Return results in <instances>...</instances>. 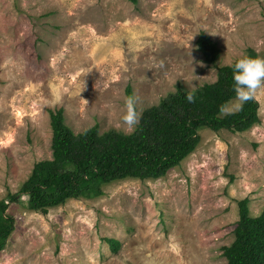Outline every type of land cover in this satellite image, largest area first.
<instances>
[{"label": "rangeland", "instance_id": "374dc122", "mask_svg": "<svg viewBox=\"0 0 264 264\" xmlns=\"http://www.w3.org/2000/svg\"><path fill=\"white\" fill-rule=\"evenodd\" d=\"M250 50L264 57V0H0V201L52 159L50 111L63 109L76 135L126 134L129 88L142 114L179 87L215 83ZM259 119L242 133L200 130L194 153L158 179L116 181L47 214L18 198L0 264H227L240 204L264 210Z\"/></svg>", "mask_w": 264, "mask_h": 264}, {"label": "trees", "instance_id": "16d2710c", "mask_svg": "<svg viewBox=\"0 0 264 264\" xmlns=\"http://www.w3.org/2000/svg\"><path fill=\"white\" fill-rule=\"evenodd\" d=\"M198 46L205 63L215 65L219 55L216 44L202 34ZM249 56L256 57V53L250 50ZM186 92L179 87L176 93L145 110L132 134H100L94 126L76 135L65 124L63 109L50 111L52 159L35 164L20 190L0 201V252L15 230V219L8 214L10 204L21 203L23 196L28 198V210L47 214L71 200L101 197L103 187L116 181L164 176L194 153L202 129L242 133L260 123L254 100L233 114L220 115V106L235 97L231 66L218 69L215 83L193 91L194 103L187 101ZM107 242L117 253L119 242ZM223 256L227 264H264V210L251 217L247 202L240 204L234 242L223 248Z\"/></svg>", "mask_w": 264, "mask_h": 264}, {"label": "clouds", "instance_id": "9594fccd", "mask_svg": "<svg viewBox=\"0 0 264 264\" xmlns=\"http://www.w3.org/2000/svg\"><path fill=\"white\" fill-rule=\"evenodd\" d=\"M230 66L233 69L235 97L234 100L220 106V115L233 114L242 110L244 103L255 100L259 105L257 115L264 116V101L260 100V97L264 95V57L244 56ZM192 88L193 85L188 84L187 89L189 90L186 92V99L189 103L195 102ZM139 102L140 98L135 94L129 95L125 100L121 121L126 134L134 131L135 126L140 122L141 114L137 111Z\"/></svg>", "mask_w": 264, "mask_h": 264}]
</instances>
